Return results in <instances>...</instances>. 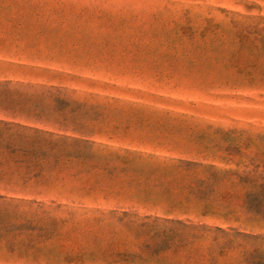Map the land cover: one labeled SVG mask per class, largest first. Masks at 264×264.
Returning <instances> with one entry per match:
<instances>
[{
  "label": "rangeland",
  "instance_id": "obj_1",
  "mask_svg": "<svg viewBox=\"0 0 264 264\" xmlns=\"http://www.w3.org/2000/svg\"><path fill=\"white\" fill-rule=\"evenodd\" d=\"M0 38V60L27 68L0 64L13 87H53L69 103L67 127L29 125L88 143L83 175L76 159L47 166L53 187L8 207L52 232L21 237L41 261L0 264L137 253L133 219L109 213L264 233V211L247 209L264 195V0H0Z\"/></svg>",
  "mask_w": 264,
  "mask_h": 264
},
{
  "label": "trees",
  "instance_id": "obj_2",
  "mask_svg": "<svg viewBox=\"0 0 264 264\" xmlns=\"http://www.w3.org/2000/svg\"><path fill=\"white\" fill-rule=\"evenodd\" d=\"M2 64L6 69H27L20 65ZM31 70L50 73L48 70ZM1 72L0 77H4ZM16 85L17 88L13 87L15 85L11 80H0V116L4 117L0 119V205L7 208L1 209L0 206V260L39 262L38 247L23 243L21 237L25 232L34 231L50 237L52 232L46 227H39L34 221L13 222L8 215V207L26 201L17 197H39L53 187L56 177L54 171L46 170L47 166L76 159L82 167L78 175H83L88 143L69 136L67 131L60 135L30 126L32 122L67 127L66 119L61 118L69 103L54 94L57 90L53 87ZM27 88L33 93L27 92ZM60 103L65 107L60 109ZM71 145L76 146L74 152L70 150ZM215 173L218 181L224 177L218 170ZM32 203L41 204L37 200ZM247 203L250 204L247 208L250 213L260 215L264 211L263 194L248 195ZM108 215L133 219L131 226L135 227L137 236L144 242L137 253H118L111 258H103V263L181 264L177 257L184 252L188 253V257L182 264H264V233L254 229L214 226L173 214L163 217H140L126 212ZM49 223L53 225L54 221ZM198 252V256L193 254ZM42 261L46 264H85L97 260L76 256L45 258Z\"/></svg>",
  "mask_w": 264,
  "mask_h": 264
},
{
  "label": "crops",
  "instance_id": "obj_3",
  "mask_svg": "<svg viewBox=\"0 0 264 264\" xmlns=\"http://www.w3.org/2000/svg\"><path fill=\"white\" fill-rule=\"evenodd\" d=\"M6 41L2 38H0V51L4 50L6 47ZM4 59L0 60V64L3 63ZM0 80H6L5 77H0ZM194 186H188V185H184L182 184V211L185 213H190L193 212L192 206L196 205L197 203H194L193 201V189ZM191 207V208H190ZM182 219H191L193 220L191 217H186L185 215L183 216L182 213Z\"/></svg>",
  "mask_w": 264,
  "mask_h": 264
}]
</instances>
